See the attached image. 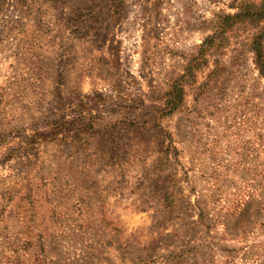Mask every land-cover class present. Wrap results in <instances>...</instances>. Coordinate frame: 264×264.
Masks as SVG:
<instances>
[{"label": "rangeland", "instance_id": "rangeland-1", "mask_svg": "<svg viewBox=\"0 0 264 264\" xmlns=\"http://www.w3.org/2000/svg\"><path fill=\"white\" fill-rule=\"evenodd\" d=\"M261 1L0 0V264H264Z\"/></svg>", "mask_w": 264, "mask_h": 264}, {"label": "trees", "instance_id": "trees-1", "mask_svg": "<svg viewBox=\"0 0 264 264\" xmlns=\"http://www.w3.org/2000/svg\"><path fill=\"white\" fill-rule=\"evenodd\" d=\"M248 20L257 24L258 22H262V26L257 34H255L249 42V51L252 52V59L253 63L258 70L260 76L264 77V48L262 46V31L264 30V0L261 1L260 4L251 5V4H243L240 6L236 12L232 14H222L221 16L216 15L214 20V30L211 34L206 35L200 44L197 46V52L195 53V58L200 59V61H204V56L214 55L223 45L225 40V32L234 22H243ZM190 65L185 69V76L189 73ZM181 88L179 87H171L170 90L167 92V99L165 102V115H168L172 110H174L180 103V94ZM85 129L92 130L93 128L85 124ZM44 136L43 132H36L33 135V138H39ZM32 138V140H33ZM31 141V139H28ZM13 151L8 149L6 155L4 156L5 159L9 158L12 155ZM26 199L28 200L29 195H25ZM200 216V214H199ZM201 217H199L200 219ZM197 246H190L189 248L185 249L181 248L176 252H170L161 257L164 258V261H172V258H185L190 256L194 258L196 256ZM143 260H149V257L143 258Z\"/></svg>", "mask_w": 264, "mask_h": 264}]
</instances>
